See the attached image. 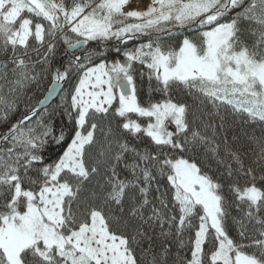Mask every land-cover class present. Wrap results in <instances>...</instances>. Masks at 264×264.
Here are the masks:
<instances>
[{
	"label": "snow or ice",
	"instance_id": "obj_1",
	"mask_svg": "<svg viewBox=\"0 0 264 264\" xmlns=\"http://www.w3.org/2000/svg\"><path fill=\"white\" fill-rule=\"evenodd\" d=\"M49 73L0 134V264H264V0H0V120Z\"/></svg>",
	"mask_w": 264,
	"mask_h": 264
},
{
	"label": "trees",
	"instance_id": "obj_2",
	"mask_svg": "<svg viewBox=\"0 0 264 264\" xmlns=\"http://www.w3.org/2000/svg\"><path fill=\"white\" fill-rule=\"evenodd\" d=\"M114 43L115 42H109L108 48L105 49L106 56L103 58L107 59L108 61H112L115 59H121V60L123 59L122 56H118V54L112 50V45ZM139 43H140L139 40L129 41L127 47H133L134 45H137ZM87 47L91 50H95L96 45L94 42H90V44ZM121 47H123V46H121ZM75 55H82V51H77L75 53ZM72 59H74L73 54H70L68 51H66V47L63 44H60L57 47V51H56L55 55L52 57V60H51L52 67H53V69H55L57 67L63 68L65 66H67L68 62ZM97 62H98V60H97ZM141 70H142L141 66L137 65L136 66V72H135V82H136L137 88H138L139 99L141 100V102H144L149 97V81H148V78L146 75L144 77L140 76ZM75 79H76L75 75L73 74L72 76H70V78L68 80L63 82L64 84L62 87V92H61L59 98H57V100L51 105V107L48 108L49 111H52V109L55 107V105L60 103V97H61V95H63V92L65 90H70L73 87V85L75 83ZM51 84H52V77H51V74L49 73L47 75V78H43V77L41 78V82H40L39 87H36L35 85H33L27 90L26 94L21 95L20 98L16 101L17 111H15L14 113H11L9 115V119L7 121L0 120V134H3L4 132H6L8 130V128L11 126V124L16 122V120L25 111L26 105H28V106L37 105L38 101L43 98V96L45 95L47 89L51 86ZM179 98L181 100L186 101L190 105L191 110H193V111H198L199 109L204 107V106L200 105L198 101L193 100L191 97H189L185 94H179ZM207 107L210 108L211 106L209 105ZM205 110H207V109H205ZM228 120H229L230 124L233 123V118L231 116L228 117ZM54 124H55V127L57 129L62 127L65 130L66 141L64 144L59 145V146L55 145L54 143L50 144L48 146V149L44 153L47 162H51L52 159L57 158L58 155L62 153L64 147H66V145H67L68 138H70L73 134L72 125L69 123L68 119L64 116L62 109L58 110V114L54 117ZM240 127H241L240 124H238V123L234 124L233 128L228 131L229 137H231L233 131L239 132ZM244 127L247 128L249 131H251L253 128H255L257 133L259 132V128L256 125H245ZM128 142H129V144L134 145L140 149H144L146 147L147 148L152 147L150 145L149 141L147 140V138H144L141 141H136L132 137H128ZM189 155H191V154H189ZM198 162H200L202 166H205V170H207L206 165L208 164V161H206L202 155L198 156ZM213 169H215V165H213ZM213 174L216 175L217 173L214 171ZM160 184L166 185V180L160 179ZM232 211H233V214H235V210L233 209ZM227 226H228V230H229L230 234L235 235L234 226H233L232 221L230 219L227 221ZM188 235H189V233H185V240H187ZM173 251H175V246H173Z\"/></svg>",
	"mask_w": 264,
	"mask_h": 264
},
{
	"label": "water",
	"instance_id": "obj_3",
	"mask_svg": "<svg viewBox=\"0 0 264 264\" xmlns=\"http://www.w3.org/2000/svg\"><path fill=\"white\" fill-rule=\"evenodd\" d=\"M72 54V53H71ZM52 86V84H51ZM50 86V87H51ZM62 87H63V82H62ZM62 87H61V90L58 94L54 95L52 98L49 99L48 103H47V107H51V105L57 100V98H59L60 94H61V91H62ZM47 92V91H46ZM46 94V93H45ZM45 96V95H44ZM44 98V97H43Z\"/></svg>",
	"mask_w": 264,
	"mask_h": 264
},
{
	"label": "bare ground",
	"instance_id": "obj_4",
	"mask_svg": "<svg viewBox=\"0 0 264 264\" xmlns=\"http://www.w3.org/2000/svg\"><path fill=\"white\" fill-rule=\"evenodd\" d=\"M145 2H146V0H140V7L141 8L143 7V5H144ZM132 6L135 7L136 5L133 4Z\"/></svg>",
	"mask_w": 264,
	"mask_h": 264
},
{
	"label": "rangeland",
	"instance_id": "obj_5",
	"mask_svg": "<svg viewBox=\"0 0 264 264\" xmlns=\"http://www.w3.org/2000/svg\"><path fill=\"white\" fill-rule=\"evenodd\" d=\"M66 47V46H65Z\"/></svg>",
	"mask_w": 264,
	"mask_h": 264
}]
</instances>
